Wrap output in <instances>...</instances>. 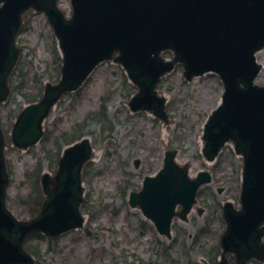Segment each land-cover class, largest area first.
I'll use <instances>...</instances> for the list:
<instances>
[{
    "label": "water",
    "instance_id": "water-1",
    "mask_svg": "<svg viewBox=\"0 0 264 264\" xmlns=\"http://www.w3.org/2000/svg\"><path fill=\"white\" fill-rule=\"evenodd\" d=\"M56 1L0 0V102L8 95L7 78L19 54L14 39L23 12L35 8L46 14L63 56L59 84H47L42 100L21 112L12 129L13 143L18 148L35 144L59 97L76 90L97 64L115 53L114 62L138 88L129 103L131 111L146 110L162 120L165 100L155 90L162 76L176 64L183 66L187 80L214 72L223 94L204 125L203 156L212 162L231 143L243 158L241 209L230 202L223 206L226 230L220 240V264H228L227 253L234 254L238 264L251 258L264 262V87L253 84L261 69L254 55L264 46V0H70L69 20ZM165 51L173 53L172 60L161 57ZM3 146L0 131V264H32L23 250L30 234L53 238L82 227L80 173L92 149L87 139L66 148L55 178H41L47 198L39 215L19 222L5 205ZM176 153L167 151L163 168L145 177L142 189L129 199L130 206L138 207L167 238L172 219L186 222L198 189L211 182L208 172L190 179L189 166H179Z\"/></svg>",
    "mask_w": 264,
    "mask_h": 264
},
{
    "label": "rangeland",
    "instance_id": "rangeland-1",
    "mask_svg": "<svg viewBox=\"0 0 264 264\" xmlns=\"http://www.w3.org/2000/svg\"><path fill=\"white\" fill-rule=\"evenodd\" d=\"M68 2L62 0L60 7L66 17L71 15ZM24 22L26 28L17 42L20 64H25L31 79L42 75L43 86L48 81L44 72L54 73L48 63L52 61V46L56 48L55 37L41 15L27 14ZM256 61L262 68L255 82L264 86V48L256 54ZM213 76L187 81L183 67L176 65L158 84V94L166 98L167 117L159 120L144 111L130 112L128 103L138 88L119 65L105 62L79 90L63 95L52 107L43 126L45 141L19 152L10 140L16 117L6 118L9 113L19 114L26 104L21 93H10L8 102L0 104V126L6 138L7 196H11L9 207L15 217L30 214L33 200L24 195L37 184L41 190L42 172L54 177L55 164L42 150L46 147L51 154L62 131L67 132L66 138L84 132L94 151L100 153L83 168L84 226L55 239L41 236L29 240V248L38 252L33 256L34 264H217L219 254L215 259L213 252L225 229L222 205L230 201L239 209L242 159L230 145L209 164L201 154L203 124L222 92L220 81ZM27 80L23 92L34 94ZM97 109L98 117H89ZM167 150L177 151L176 162L189 165L191 178L199 171H208L212 178L198 191L188 222L173 221L170 240L161 238L140 210L129 205L130 193L140 191L144 177L162 168ZM229 261L234 264L232 257Z\"/></svg>",
    "mask_w": 264,
    "mask_h": 264
},
{
    "label": "trees",
    "instance_id": "trees-1",
    "mask_svg": "<svg viewBox=\"0 0 264 264\" xmlns=\"http://www.w3.org/2000/svg\"><path fill=\"white\" fill-rule=\"evenodd\" d=\"M53 52H54V54H53V56H54V64H53V66L55 65V70H54L55 73L53 74L54 77L50 76V74H49V78H50L49 80L54 83V82L57 81L58 76H59V65H60V63H59V58H58L57 52L55 50H53ZM17 76H18V78H17ZM17 76H16V81L18 82V84H17L15 90H17L19 93H21L23 95L22 97L24 98V101L26 103H32V102L36 101L39 98L40 92H41V87H40V84H39L40 82L38 81V79L35 78V79L31 80L32 81V85L31 86L34 87V91H33L34 94H32L30 92L24 93L23 92V91H25L24 82L26 81L27 76H25V74L23 72H21L20 70L18 71V75ZM14 116L15 115L9 114V119H12ZM65 142H68V140H65ZM55 145L57 147L56 148V155H55V157L50 158V160L51 161L53 160V162L56 164L57 159H58V155H59L58 151H60V149H59L57 143ZM46 152L48 153L47 150H46ZM36 192L38 193L39 189L36 188ZM39 194H40V192H39ZM28 198L31 199V196H28ZM42 200H43V198H42V196L40 194L39 198L37 200H35V202L37 204L35 205L34 208H31V210H30V213L33 214L32 216H34L38 212V208L40 207V205L42 203ZM26 249H28V248L26 247Z\"/></svg>",
    "mask_w": 264,
    "mask_h": 264
},
{
    "label": "bare ground",
    "instance_id": "bare-ground-1",
    "mask_svg": "<svg viewBox=\"0 0 264 264\" xmlns=\"http://www.w3.org/2000/svg\"><path fill=\"white\" fill-rule=\"evenodd\" d=\"M200 144L202 145V142H201V140H200ZM99 156H100V153H98V152L94 151V152H93V155H92V159H93V160H96V159H98V158H99Z\"/></svg>",
    "mask_w": 264,
    "mask_h": 264
}]
</instances>
